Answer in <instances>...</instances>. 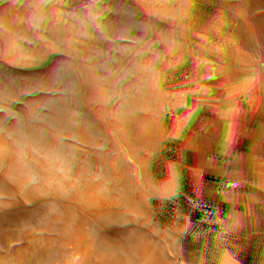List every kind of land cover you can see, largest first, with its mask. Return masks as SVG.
<instances>
[{
	"label": "crops",
	"instance_id": "crops-1",
	"mask_svg": "<svg viewBox=\"0 0 264 264\" xmlns=\"http://www.w3.org/2000/svg\"><path fill=\"white\" fill-rule=\"evenodd\" d=\"M197 231L264 264V0H0V264H188Z\"/></svg>",
	"mask_w": 264,
	"mask_h": 264
},
{
	"label": "built area",
	"instance_id": "built-area-1",
	"mask_svg": "<svg viewBox=\"0 0 264 264\" xmlns=\"http://www.w3.org/2000/svg\"><path fill=\"white\" fill-rule=\"evenodd\" d=\"M51 23L63 30L66 35V41L58 45L52 52V59L55 64H67L82 57L86 53V48L82 43L78 30L70 19L69 13L65 10H58L50 15ZM20 165L24 168L26 174L34 168L35 153L23 151L19 156ZM84 206L91 218H101L107 222H114L119 218V212L116 209H104L102 204L93 192L84 194ZM202 233L199 231L193 233V239L189 245L187 260L188 264H196L200 258L202 244L199 242ZM144 264H165L149 257H143Z\"/></svg>",
	"mask_w": 264,
	"mask_h": 264
}]
</instances>
